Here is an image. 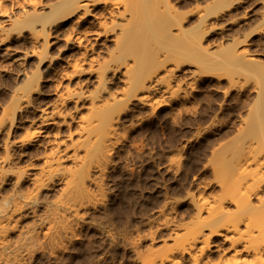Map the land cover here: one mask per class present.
<instances>
[{"label":"bare ground","instance_id":"6f19581e","mask_svg":"<svg viewBox=\"0 0 264 264\" xmlns=\"http://www.w3.org/2000/svg\"><path fill=\"white\" fill-rule=\"evenodd\" d=\"M3 1L0 0V9ZM11 1L21 8V14L6 19L8 26L1 30L0 45L10 32L27 29L32 54L38 58L35 70L24 73L22 84L13 92L0 117V130L7 124V131H10L15 116L32 104V95L39 86L41 67L44 63H47V68L53 65L52 58L47 57L48 48L52 45L50 40L59 41V33L62 34L63 52L76 54L64 62L60 76L67 84L61 87L54 102L39 113L38 125L19 140L8 141L6 137L2 142L0 190L8 186L7 175L12 176L13 181L8 186L11 194L0 201V264L16 261V250L8 235L18 228L22 220L36 216V207L46 196L41 191L48 189L54 180H58L61 193L89 194L85 187L89 177L86 163L104 160L108 156L119 115L130 99L149 102L157 84L164 85L163 90L170 98L179 97L182 85L180 81L172 82L171 79L174 71L183 65V60H195L193 62L200 63L197 65H203L202 69H205L209 64L204 65L202 61L216 57L219 50L228 52V62L234 67L233 74L258 80L253 82L255 96L246 107V116H238L240 122L238 119L231 156L211 166L220 193L213 198L192 196L191 219L166 227L167 236L163 239L157 241L152 238L150 248L139 258V264H264V65L247 57V50L236 49L238 44L234 43V48H223L224 42L230 39L223 33L218 40L215 39L214 46L209 47L208 44L215 33L222 31V24L230 23L235 6L244 1ZM261 5L262 11L252 19L242 12L243 26L247 29L254 20L260 21V26L250 30L243 39L264 33V4ZM5 11L2 9L0 13ZM234 35L235 31L233 42ZM9 53L10 48L5 46L2 54L8 56ZM170 60L174 62L172 69L162 76L157 75ZM196 73L198 69H185L183 74L191 80L195 79ZM118 76L122 77L124 88L120 95H114L107 88ZM238 77L233 78V88L237 87L234 79ZM89 83L94 85L93 92L86 88ZM85 101L88 114L79 118L76 137L70 141L74 159L71 168L64 165L67 156L63 150L48 136L38 144L50 145L52 142L51 145L55 143V146L45 153L41 166L29 176L25 169L17 168L16 161L32 154L24 148L36 136L46 127L64 125L70 111L67 106L71 105V109L76 111ZM78 150L81 154L77 153ZM26 181L30 189L23 194L21 188ZM77 204L81 203L70 204L61 214L38 215V227L42 228V224L46 229L43 232L45 244L55 245L56 239L68 234L71 228L67 212H73L75 218ZM167 224L168 220L164 222ZM21 235L27 245L25 247L32 245L33 248L36 242L39 247L38 239L29 230ZM213 238L219 239L222 245L210 249Z\"/></svg>","mask_w":264,"mask_h":264},{"label":"rangeland","instance_id":"374dc122","mask_svg":"<svg viewBox=\"0 0 264 264\" xmlns=\"http://www.w3.org/2000/svg\"><path fill=\"white\" fill-rule=\"evenodd\" d=\"M243 1L235 6L234 13L232 11L230 23L222 24V31L215 33L208 44L209 47L214 46L215 39L218 40L223 33L230 38L227 43L224 42L223 48L238 44L236 49L247 50V57L257 59L260 65H264V33L243 39L250 30L260 26V21L254 20L247 29L241 19L242 12L251 19L254 15L256 17L262 11L264 0ZM11 2L4 0L2 3V9L6 11L0 13V33L7 29V18L13 19L21 14V8ZM29 33L27 29L10 32L0 45V117L13 92L22 84L23 74L37 67L38 57L32 54ZM62 38L59 33V41L50 40L52 45L48 48L47 57L52 58L53 65L47 68V63H44L46 66L41 67L39 86L32 95V104L15 116L10 131H7V124L0 130V156L3 154L4 139L7 137L8 141H12L25 137L38 125L39 113L51 105L60 89L66 86L67 82L60 76L61 68L76 53L68 55L63 52ZM5 46L10 48L8 56L2 54ZM24 54L25 57L22 56ZM227 55V51L219 50L216 57L207 58V62L204 59V65L209 64L205 69H202L203 65H197L200 63L193 62L195 60H183V65H179L181 67L174 71L171 79L172 82L180 81L182 85L177 98H170L163 90L164 85L157 84L149 102L130 99L119 115L108 156L104 160L86 163L89 177L85 187L89 194L75 196L61 193L58 180L41 191L46 196L36 207V216L22 220L18 228L8 235L17 255L13 264H139V258L150 248L152 238L157 241L163 239L167 236L166 227L191 219L192 196H218L220 190L211 166L231 156L235 130L240 122L238 116H246V107L255 96L253 82H258L253 78L244 79V76L234 72L239 77L235 76ZM173 66L174 62L170 60L157 75H164ZM185 69H198L195 79H188L189 76L183 74ZM233 76L238 77L234 79L237 80L235 88ZM121 80L122 77L118 76L109 83L107 90L120 95L124 88ZM86 88L89 92L94 91L91 83ZM86 106L87 101L74 111L68 105L66 109L70 111L66 123L46 127L36 136L24 148L32 154L16 161L17 168L25 169L29 176L41 166L45 153L55 146V143L51 145L52 142L50 145L38 144L44 136L58 144L57 147L67 156L64 165L71 168L74 159L70 141L76 137L79 118L88 114ZM77 153L81 154V151ZM5 180L12 182L13 177L7 175ZM8 186L0 190V201L11 194ZM29 189L30 185L26 181L21 192L25 194ZM77 202L81 203L76 206L77 216L74 218L73 212H67L71 228L67 229V236L56 239L55 245L45 244L43 232L46 229L42 224V228L38 227V215L61 214L70 204ZM167 220L168 224L164 225ZM27 230L38 239L39 247L36 246L37 242L33 248L32 245L25 247L27 245L21 233ZM40 243H43L41 247ZM215 245L222 243L213 238L210 249Z\"/></svg>","mask_w":264,"mask_h":264}]
</instances>
